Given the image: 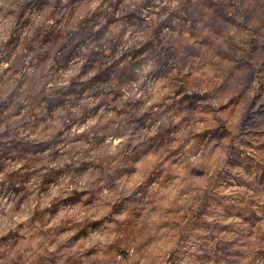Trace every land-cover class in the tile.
<instances>
[{
  "label": "clouds",
  "instance_id": "clouds-1",
  "mask_svg": "<svg viewBox=\"0 0 264 264\" xmlns=\"http://www.w3.org/2000/svg\"><path fill=\"white\" fill-rule=\"evenodd\" d=\"M41 26L70 34L71 40L81 43L98 41L99 47L91 43L96 54L112 48V55L105 59L120 72L118 89H105L99 99L87 102L91 112L82 113L73 107L66 114L70 131L66 129L65 134L74 138L77 151L64 155L61 168L70 174V182L63 190L53 189L54 193L78 192L83 203H88L92 194H101L107 205L114 198L122 204L129 198L144 201L145 193L151 192L153 200L148 203L153 211L183 216L204 190L203 184L190 176H202L210 168L209 177L214 180L216 172L230 170L229 154L221 150L222 146L213 143L209 147L204 141L208 120L186 118L188 109L175 100L178 93L186 91L181 82H187L195 72L193 79L202 87L188 94L197 92L202 97L209 119L222 115L221 108L228 103L227 98L220 99L223 89L229 86L235 70L251 68L257 47L264 40V0H49L39 14L35 0H0V108L8 117L0 119V135L38 140L27 130L20 114L39 111L44 97L51 98L54 90L65 89L64 96H69L74 84H80L84 91L83 85L101 71L99 67L81 71L86 63L81 59L70 71L39 73L40 53L45 50V45L38 43ZM223 65L229 68L226 74L220 71ZM248 79L259 87V81L250 74ZM233 124L239 125V117ZM62 127L59 122L55 124L57 129ZM164 135L169 148L158 154L153 179H158L165 161L172 156L184 173L169 174L162 183H143L137 171L139 162L156 147L152 140ZM129 160L136 161L135 168L126 167ZM126 173L130 178L123 180ZM3 179L0 175V181ZM233 194L241 195L239 191L227 193ZM57 215L65 217L63 226L57 219L36 225L38 218L51 216L43 206L34 204L22 215L0 206V238L13 243L21 238L15 247L0 244V264H44L38 257L45 250L49 255L69 250V264H117L105 257L114 248L133 247L134 237L126 231L136 222L132 214L97 215L93 210L75 217L64 211ZM90 218L101 225L109 221V227L103 231L91 228ZM228 223L240 236L233 241L226 264H264V253L259 251L264 249V233L253 234L235 219ZM80 224L88 228V235L80 243L68 245L66 238L75 236ZM165 227L160 225L156 232ZM53 234L56 239H48ZM157 238L153 236L147 244ZM171 248L169 245L151 255L137 249L132 264H164ZM93 254L98 259L93 260Z\"/></svg>",
  "mask_w": 264,
  "mask_h": 264
},
{
  "label": "rangeland",
  "instance_id": "rangeland-1",
  "mask_svg": "<svg viewBox=\"0 0 264 264\" xmlns=\"http://www.w3.org/2000/svg\"><path fill=\"white\" fill-rule=\"evenodd\" d=\"M49 0H35V11L43 13ZM23 18H21L22 20ZM40 41L45 45V50L40 53L37 71L41 74L55 71H70L75 63L81 59L86 61L81 71L92 70L99 67L101 71L96 77L81 88H76L75 94L64 96L65 89L54 90L51 98L44 97V103L40 110L31 109L22 113L21 121L34 135L39 137L36 141H29L14 134L0 135V175L4 179L0 181V206L15 209L17 215L27 213L32 206H43L51 216L40 217L35 221L36 225L47 220L57 219L63 226L65 217L57 215L64 211L72 217L93 210L97 215L101 213H129L135 218V223L127 227L126 231L132 234L133 247L120 246L114 248L105 260H115L117 264H132L136 258L137 249L140 253L151 255L162 248L172 245L171 255L164 264H226L225 258L232 248L233 241L240 233L228 223L235 219L253 234L257 231L264 233V40L257 47L256 59L252 61L251 68L235 70L229 86L225 87L220 99H228V103L221 108L222 115L217 117L202 107V97L188 91L202 87L198 80L189 76L187 82H181V88L186 89L178 93L175 104L188 109L186 118L191 117L203 122L208 120L203 137L209 147L213 143L222 146L221 150L229 154L228 164L230 170L216 172L215 179L209 177L210 168L202 176L191 177L193 181L198 179L204 186L202 193L192 201L183 216L173 213H165L163 210L153 211L149 201L153 200L151 192L145 193L144 201L126 199L124 204L119 199H113L105 205L101 194H92L88 203L80 201L78 192H53V189H65L70 182V174H65L61 168L64 155H70L77 151L76 141L65 134L69 117L66 115L69 109L76 107L83 112H91L87 102L99 99L104 95L105 89L120 86V72L113 65L107 63L106 57L112 55V48H105L102 54L93 55L91 43H81L80 40H71L70 34L49 31L41 26ZM103 37L101 36V40ZM73 49L70 54L69 49ZM199 60V58H197ZM128 61H125L127 64ZM222 74L229 71L227 65L220 69ZM259 81V87H254L248 79ZM87 82V83H89ZM80 85V84H75ZM39 95V93H38ZM207 95V94H206ZM99 107V106H98ZM51 108V111H47ZM239 117V125H234ZM5 110L0 108V119H7ZM59 122L63 126L55 128ZM70 131V129H67ZM156 146L140 162L139 179L143 183L153 181L162 183L169 174L181 175L184 169L176 162V156L165 161L158 179H153V164L158 154L169 148L167 135L153 139ZM101 147V146H97ZM179 153H177V156ZM148 156H152L149 159ZM55 164L56 167H50ZM21 165L18 171L12 169ZM136 161L129 160L126 167L135 168ZM86 171V169H85ZM126 173L123 180L129 179ZM239 191L241 195H227L229 191ZM170 195V193H168ZM63 206V207H62ZM110 222L105 221L101 225L95 219L90 218L91 228H100L102 231L109 227ZM166 225L159 233L156 228ZM88 235V228L80 224L77 233L73 237L66 238L68 245L74 246L81 242L82 237ZM153 236H158L153 244L147 242ZM55 240V234L48 237ZM21 238L14 243L8 238H0V244L12 243V247L19 245ZM264 253V249H259ZM61 255L69 257L68 260H60ZM44 264H69L72 259L69 250H61L51 255L41 252L39 260ZM98 259L93 254V260Z\"/></svg>",
  "mask_w": 264,
  "mask_h": 264
},
{
  "label": "trees",
  "instance_id": "trees-1",
  "mask_svg": "<svg viewBox=\"0 0 264 264\" xmlns=\"http://www.w3.org/2000/svg\"><path fill=\"white\" fill-rule=\"evenodd\" d=\"M73 49L71 48V49H69V53L67 54V56L70 54V52L72 51ZM93 55H95V56H98V54H96V53H93ZM87 84H91V82H89V83H87ZM84 86V85H83ZM82 86L81 85H75L74 84V86H73V93L72 94H75L76 92H77V90H76V88H81Z\"/></svg>",
  "mask_w": 264,
  "mask_h": 264
}]
</instances>
